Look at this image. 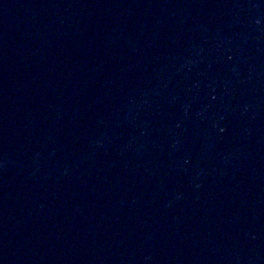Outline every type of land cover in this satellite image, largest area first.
<instances>
[{
  "label": "water",
  "instance_id": "95a60500",
  "mask_svg": "<svg viewBox=\"0 0 264 264\" xmlns=\"http://www.w3.org/2000/svg\"><path fill=\"white\" fill-rule=\"evenodd\" d=\"M0 264H264V0H0Z\"/></svg>",
  "mask_w": 264,
  "mask_h": 264
}]
</instances>
